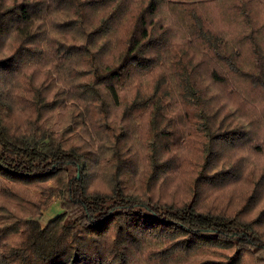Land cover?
<instances>
[{"label":"trees","instance_id":"obj_1","mask_svg":"<svg viewBox=\"0 0 264 264\" xmlns=\"http://www.w3.org/2000/svg\"><path fill=\"white\" fill-rule=\"evenodd\" d=\"M50 182L61 213L41 226L50 190L21 189ZM226 191L236 208L203 211ZM16 194L30 209L0 205V264H264V0H0Z\"/></svg>","mask_w":264,"mask_h":264},{"label":"rangeland","instance_id":"obj_2","mask_svg":"<svg viewBox=\"0 0 264 264\" xmlns=\"http://www.w3.org/2000/svg\"><path fill=\"white\" fill-rule=\"evenodd\" d=\"M55 129L57 131H60L61 129L58 126H55ZM76 134L79 135L78 130L76 129ZM85 136H88L85 134ZM85 138V137H84ZM113 173L112 170H109L106 172V175L108 176L109 174ZM88 181L91 183H98L95 176L89 177ZM57 186L56 183H48L47 187L44 189L42 186H33L29 187L27 190L21 189L24 195V198L29 199L31 204L37 203L41 198H46V195L44 194L43 191H46L47 189L50 190V208L43 212V215L40 219V224L41 226H45L50 220L55 218L57 215L61 213V200L57 198L56 193L58 192V189H55ZM92 186H96V184H92ZM123 186H125V189L136 195L139 194V190L136 187V181H134L133 176L131 177L128 175L126 178L123 179ZM60 188V187H59ZM44 189V190H43ZM138 192V193H137ZM223 198L221 197H216L214 195L207 197L203 201V211L207 209H213V208H220L223 207V209L226 210H232L233 208H236L239 204V193L237 192H223ZM22 195V194H21ZM21 195L16 194V197L9 196L7 199H2L0 197V205L8 208L9 210L13 211L16 208V205L18 208L21 207L22 205V211L23 212H28L30 209V205L27 206L26 202L20 203ZM162 194H156V197H160ZM19 201V203L17 202ZM2 203V204H1Z\"/></svg>","mask_w":264,"mask_h":264}]
</instances>
